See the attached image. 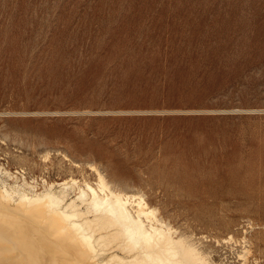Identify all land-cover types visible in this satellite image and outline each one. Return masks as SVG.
<instances>
[{
  "label": "rangeland",
  "instance_id": "obj_1",
  "mask_svg": "<svg viewBox=\"0 0 264 264\" xmlns=\"http://www.w3.org/2000/svg\"><path fill=\"white\" fill-rule=\"evenodd\" d=\"M91 166L215 264H264V0H0V177Z\"/></svg>",
  "mask_w": 264,
  "mask_h": 264
},
{
  "label": "bare ground",
  "instance_id": "obj_2",
  "mask_svg": "<svg viewBox=\"0 0 264 264\" xmlns=\"http://www.w3.org/2000/svg\"><path fill=\"white\" fill-rule=\"evenodd\" d=\"M91 167L95 185L72 177L39 192L2 174L0 264H215L143 196L113 190Z\"/></svg>",
  "mask_w": 264,
  "mask_h": 264
}]
</instances>
